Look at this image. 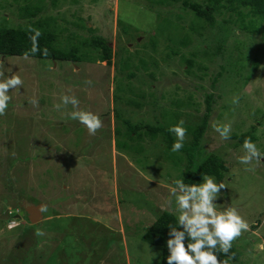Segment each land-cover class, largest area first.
Returning a JSON list of instances; mask_svg holds the SVG:
<instances>
[{
  "label": "rangeland",
  "instance_id": "obj_1",
  "mask_svg": "<svg viewBox=\"0 0 264 264\" xmlns=\"http://www.w3.org/2000/svg\"><path fill=\"white\" fill-rule=\"evenodd\" d=\"M148 1L0 0V28L27 24L21 8L41 6L33 21L48 15L70 21L61 26L75 38L59 31L58 48L100 36L115 55L111 67L94 54L84 63L0 57V71L24 81L20 91L9 90L10 108L0 116V264H161V248L141 236L163 212L172 213L169 181L182 179L187 156L171 152L173 141L159 134L144 131L129 140L124 127L116 136L114 112L122 122L165 130L183 119L186 152L188 131L201 123L207 96L213 113L192 166L212 154L229 164L218 208L231 203L250 227L233 243L241 253L235 264H264V164L244 171L237 140H221L212 129L232 122L234 136L254 130L264 152V35L245 34L217 18L210 41L222 39L225 56L216 60L220 45L182 43L192 39L191 15L163 0ZM233 32L240 37L226 38ZM237 40L241 52H234ZM197 53L198 65L207 69L187 72V58ZM62 94L77 96L81 109L100 116L103 127L94 136L67 118L71 105L55 107ZM233 95L240 96L238 106L231 104ZM37 205H44L39 224L16 218ZM12 221L17 224L9 230ZM38 229L44 235L37 236Z\"/></svg>",
  "mask_w": 264,
  "mask_h": 264
},
{
  "label": "trees",
  "instance_id": "obj_2",
  "mask_svg": "<svg viewBox=\"0 0 264 264\" xmlns=\"http://www.w3.org/2000/svg\"><path fill=\"white\" fill-rule=\"evenodd\" d=\"M19 0H14L17 3ZM22 1V0H21ZM148 1V0H147ZM152 0H149L150 3ZM55 3L56 0H51ZM27 3V2H26ZM29 3H31L29 1ZM49 3L52 8H56V5ZM32 4V3H31ZM163 6L169 8H177L183 10L185 15H191V20L193 21L192 25V39L185 38L182 43L184 46L188 44L197 43L202 45H207L210 42L218 45L217 50L213 53V56L216 57V60H222L225 55H223V48L225 47L224 41L219 40V43L210 41L211 31L214 30L217 22L222 18L223 22L228 25H231L239 29L243 33L249 35H264V0H163L161 1ZM45 9L41 6L34 8L33 6L21 8V13L23 17L30 19L27 24L19 25L13 28H0V57L9 58V57H22L24 58V53L31 48V41L29 40V27L39 28L41 30V37L39 38V45L41 48L48 49V56L42 57L37 53L31 59H41V60H50L53 62H72V63H84L87 60H90V54H94L98 58V62L106 66L111 67L114 65V53L112 48L109 46V41L103 39L100 36H93L91 38H86L80 40L79 44L69 46L66 49L58 48L59 47V37L60 32H66L69 39L75 38L68 32L67 26H61L63 23L69 24L70 21H67L63 17H53L48 15L44 19H39L33 21V18H36L39 13ZM61 20V23L59 22ZM86 27V26H85ZM90 33H93V30L90 27H86ZM65 29V30H64ZM60 31V32H59ZM63 35V34H62ZM237 33H232L229 36H226L228 39L235 37L237 39ZM240 37V35L238 36ZM62 45L64 44L61 43ZM67 45V44H66ZM224 45V46H223ZM68 46V45H67ZM239 40L235 43L234 52L240 51ZM259 48V47H258ZM199 54H193L190 58H187L186 65L189 72L193 67H196L200 71L206 70L204 63L203 65H198L196 57ZM215 62V61H214ZM191 73V72H190ZM224 75V74H223ZM221 73L218 75L223 76ZM133 77V76H131ZM134 78V77H133ZM218 79L214 80L215 82ZM116 101L119 100L117 96L115 97ZM138 103V102H137ZM136 107L141 108V105L138 103ZM116 109H113L115 111ZM213 113V97H206V113L203 116L201 123L196 124L194 128H191L188 133L192 135V140L190 146L185 152V148H182L178 153H186L188 160V169L183 174L182 179L186 184L199 183L201 182V173L212 175L216 178L217 181H223L227 174L230 171L229 164L224 161L221 157L216 154L208 156L202 163L198 166L193 167L194 158L193 155L198 150L200 143L208 129L209 120L211 114ZM116 119V127L114 128V133L116 136L121 137L123 134L120 131L124 127L128 128V138L129 140H137L138 135L144 131H148V134L160 135L163 141H174L173 135L170 134L167 130L160 127H152L150 125L144 124H131L128 120H123L118 117V114L114 112ZM121 128V129H119ZM119 129V130H118ZM254 130L245 133L241 136H231V139L237 140V145H241L245 137H250L253 141L256 140ZM139 133V134H138ZM126 148V147H125ZM12 216V215H10ZM169 225L176 226V221L174 214L169 212H163L156 221L146 229L144 234L141 236V239L144 243L161 248V264H166V260L163 258L166 257L169 253L166 246V241L169 238ZM232 253L235 254L234 259L228 260V264H235L239 257L241 256L240 251L233 246ZM222 259L224 257H221Z\"/></svg>",
  "mask_w": 264,
  "mask_h": 264
},
{
  "label": "clouds",
  "instance_id": "obj_3",
  "mask_svg": "<svg viewBox=\"0 0 264 264\" xmlns=\"http://www.w3.org/2000/svg\"><path fill=\"white\" fill-rule=\"evenodd\" d=\"M28 31L32 46L24 53V58L30 59L37 53L42 57H47L48 49L41 48L39 45L41 30L29 27ZM7 71L11 72V70ZM5 73V71H0V116L5 115L10 108L12 92L10 93L9 90L20 91L21 87L24 88V81L20 75L15 73L9 76ZM85 83L91 84V81L88 80ZM31 103L34 106L37 105L35 100H32ZM239 103L240 96L233 95L231 104L238 106ZM67 105H71L73 109L67 113V118L86 128L88 135L94 136L103 127V121L99 115L80 108V100L77 96L62 94L60 103L55 107L59 109ZM212 129L221 140L231 139L232 122L213 123ZM167 131L175 137L170 151L180 152L185 147L187 134L185 121L179 120L169 126ZM240 148L243 150V155L237 158V162L245 166L244 171L254 172L256 167L264 164L262 162L264 161V152L250 137L243 139ZM201 178V182L192 184H186L184 179L169 181L167 203L174 214L176 226L169 225L168 227L169 238L166 241V246L169 254L163 258L166 260V264H228V260L235 257V254L232 253L233 243L250 230L247 219L240 215L239 210L231 203L225 202L226 207L218 208L217 200L222 195L221 189L226 188L225 183L204 173H201ZM23 210L24 208L21 211ZM10 214L14 215L12 212ZM25 215L27 216L26 213ZM15 222L12 221L7 225L9 230L17 224ZM36 235L42 236L44 233L38 229Z\"/></svg>",
  "mask_w": 264,
  "mask_h": 264
},
{
  "label": "water",
  "instance_id": "obj_4",
  "mask_svg": "<svg viewBox=\"0 0 264 264\" xmlns=\"http://www.w3.org/2000/svg\"><path fill=\"white\" fill-rule=\"evenodd\" d=\"M42 209H44V205L26 206V207H24V210L21 211L19 216H17L16 218L19 219V218L23 217L26 213L29 220H30V223L32 225H37L40 222H42L44 219Z\"/></svg>",
  "mask_w": 264,
  "mask_h": 264
}]
</instances>
